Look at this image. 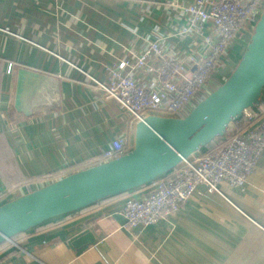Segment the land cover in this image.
I'll return each mask as SVG.
<instances>
[{"label":"crops","instance_id":"obj_1","mask_svg":"<svg viewBox=\"0 0 264 264\" xmlns=\"http://www.w3.org/2000/svg\"><path fill=\"white\" fill-rule=\"evenodd\" d=\"M188 1L0 0V204L99 163L116 136L133 142L135 123L93 79L148 88L154 58L135 64L151 46L163 58L195 51L196 38L180 32ZM243 35L212 78L222 81L237 63ZM20 68L36 75L26 76L24 111L14 107ZM256 109L264 110V90ZM152 187L18 234L0 244V264H264V149L242 186L221 182L219 194L200 184L177 212L129 227L121 207Z\"/></svg>","mask_w":264,"mask_h":264},{"label":"built area","instance_id":"obj_2","mask_svg":"<svg viewBox=\"0 0 264 264\" xmlns=\"http://www.w3.org/2000/svg\"><path fill=\"white\" fill-rule=\"evenodd\" d=\"M263 0H190L180 7L186 17L181 33L196 38L195 51L182 57L163 58L154 71L148 88L129 85L128 78L119 83L109 77V85L93 81L105 96L113 97L134 123L147 114L181 116L218 84L212 78L220 66L234 36L259 12ZM206 5L209 10L206 11ZM151 46L136 61L145 67L146 58L162 56ZM197 63V70L189 73ZM127 62L121 61L119 68ZM244 120L242 127L237 123ZM207 149L197 150L173 170L152 181V190L146 196L127 199L120 209L126 224L135 228L156 223L161 217L177 212L186 203L198 185L209 193L221 194L219 184L242 186L253 172L264 149V110L249 107L242 117L232 122L226 134ZM132 143L125 136H116L103 151L99 162L126 152Z\"/></svg>","mask_w":264,"mask_h":264},{"label":"water","instance_id":"obj_3","mask_svg":"<svg viewBox=\"0 0 264 264\" xmlns=\"http://www.w3.org/2000/svg\"><path fill=\"white\" fill-rule=\"evenodd\" d=\"M242 30L249 36L237 63L185 114H147L135 123L132 146L126 152L1 203L0 244L52 218L154 181L224 136L245 109L258 107L264 90V0L259 12L237 34ZM228 53L229 47L223 61ZM162 59L154 58L153 69ZM196 70L197 63L189 73ZM26 76L36 75L18 69L14 100L18 111L25 110L24 100L32 91Z\"/></svg>","mask_w":264,"mask_h":264},{"label":"rangeland","instance_id":"obj_4","mask_svg":"<svg viewBox=\"0 0 264 264\" xmlns=\"http://www.w3.org/2000/svg\"><path fill=\"white\" fill-rule=\"evenodd\" d=\"M241 33H243L244 35L246 34V35H245V36H246V38H245V41H246V40H247V38H248V36H249V33H248V32H246V31H243V30H242V32H241ZM241 33H239V34L235 35V37H234V38L231 40V42H230V44H229V46H228V47H230V45L232 44V42H234V41L236 40L237 36H239ZM247 33H248V34H247ZM244 35H243V36H244ZM245 36H244V37H245Z\"/></svg>","mask_w":264,"mask_h":264}]
</instances>
